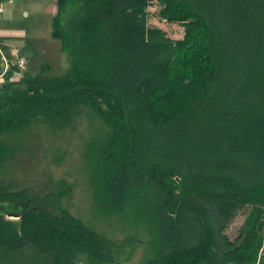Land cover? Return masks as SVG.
I'll list each match as a JSON object with an SVG mask.
<instances>
[{
  "label": "trees",
  "instance_id": "trees-1",
  "mask_svg": "<svg viewBox=\"0 0 264 264\" xmlns=\"http://www.w3.org/2000/svg\"><path fill=\"white\" fill-rule=\"evenodd\" d=\"M151 1L55 0L52 35L69 67L14 82L10 63L0 135L90 100L110 127L86 145L98 201L119 211L146 188V209L171 224L146 264H253L264 240V0H158L161 18L185 26L180 39L148 22ZM240 211L238 238L221 249ZM61 245L96 255L99 238L55 192L0 179V264H59Z\"/></svg>",
  "mask_w": 264,
  "mask_h": 264
},
{
  "label": "rangeland",
  "instance_id": "rangeland-1",
  "mask_svg": "<svg viewBox=\"0 0 264 264\" xmlns=\"http://www.w3.org/2000/svg\"><path fill=\"white\" fill-rule=\"evenodd\" d=\"M21 2L23 4L18 6L20 10L15 16L4 19L2 23L8 26H25L34 38L42 41L40 47L43 49L35 56H30V62L26 66L28 71H37L42 63L48 62L53 68L45 70L46 75L63 74L69 67V62H64L63 66L59 62L67 56L60 50V41L53 39L51 35L56 7L47 16L39 12V5L35 0ZM148 10L150 24L164 29L172 38L184 37L183 24L160 17L158 0H152ZM15 42L13 51L18 48V42ZM7 61L9 65L12 62L9 58ZM5 66V61L0 58V73ZM3 73L0 84L4 82L7 71ZM19 78L20 76L12 75L9 80L17 82ZM70 112L69 117L64 119L38 116L35 120H30L28 125L2 133L0 141L7 154L0 161V179L12 180L19 188L28 187L34 192H55L62 208L97 233L99 247L96 255L82 247L61 245L59 264H110L112 260L146 264L158 255L163 240L169 239L167 236L171 224L162 212L146 209L145 205L150 197L146 188L133 189L119 211H109L102 207L91 178L92 162L86 154V145L93 136L107 133L110 127L90 100L83 99L73 103ZM209 208L212 212V208ZM245 218L246 213L240 211L217 236V244L221 249H226L225 239L232 242L238 238ZM213 222L216 223L215 220ZM215 229L218 226L215 225ZM263 245L264 240L253 264H263Z\"/></svg>",
  "mask_w": 264,
  "mask_h": 264
},
{
  "label": "crops",
  "instance_id": "crops-1",
  "mask_svg": "<svg viewBox=\"0 0 264 264\" xmlns=\"http://www.w3.org/2000/svg\"><path fill=\"white\" fill-rule=\"evenodd\" d=\"M21 1L23 0H0V45L3 48V51L5 52L6 56L10 59V61H12L11 63H14L15 57L12 55V51H13L12 47L15 46L14 45L16 43L15 41H17L18 45L16 46L18 48L16 49L26 58V66H27V64L30 62V56H35V54L39 50L43 49L40 47L42 41L39 38H34V36H32L31 33L27 31L25 26L22 25L8 26L2 23L4 19L12 18V15L15 16L16 12L20 10L18 6L23 4ZM35 2H38L39 12L47 16H50V13H52V11L56 7L55 0H35ZM36 5L34 6V9H36ZM51 35H52V31H51ZM52 38L59 40L53 37V35ZM59 44H60L59 47L61 52L65 54V52L62 50L61 42ZM36 46H39L40 48H36ZM67 61H68V57H65L62 58L59 62H62V66H63L64 62L66 63ZM52 68L53 67L51 63L47 62V63H42L38 67V70L34 72H29L26 67V72L35 75L37 73H44L45 70H49ZM53 75H60V74H53Z\"/></svg>",
  "mask_w": 264,
  "mask_h": 264
},
{
  "label": "built area",
  "instance_id": "built-area-1",
  "mask_svg": "<svg viewBox=\"0 0 264 264\" xmlns=\"http://www.w3.org/2000/svg\"><path fill=\"white\" fill-rule=\"evenodd\" d=\"M13 55L15 57L14 64L16 65V68H17V74L15 76H21V74H23V72L26 70V58L22 55H19V52L17 49H14ZM0 58H2L6 63L4 70L2 71V73H0V79H1L4 74L3 72L7 71L9 67V64L7 61L8 57L5 55L1 45H0Z\"/></svg>",
  "mask_w": 264,
  "mask_h": 264
}]
</instances>
